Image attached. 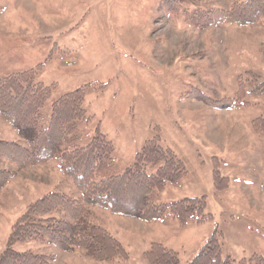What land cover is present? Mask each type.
Masks as SVG:
<instances>
[{
  "label": "rangeland",
  "instance_id": "1",
  "mask_svg": "<svg viewBox=\"0 0 264 264\" xmlns=\"http://www.w3.org/2000/svg\"><path fill=\"white\" fill-rule=\"evenodd\" d=\"M174 1L169 11L161 0H0V74L44 63L37 79L55 85L42 108L46 116L63 94L90 82L106 84L85 96L91 119L80 124L77 143L86 145L98 129L114 146L111 173L121 174L144 141L158 135L187 173L155 202L205 196L213 219L180 227L170 215L142 222L90 207L88 218L122 244L127 260L97 262L81 249L62 252L43 238L15 249L54 255L53 264H145L143 252L159 242L185 264L216 232L224 255L264 258V133L251 128L264 111V96L225 110L193 95L232 98L238 76H264V22L197 27L184 12L229 9L245 0ZM0 140L26 145L1 118ZM215 167L228 179L220 191L213 185ZM0 169L13 174L0 192V253L29 204L55 188L80 196L57 159L18 168L2 157Z\"/></svg>",
  "mask_w": 264,
  "mask_h": 264
},
{
  "label": "trees",
  "instance_id": "2",
  "mask_svg": "<svg viewBox=\"0 0 264 264\" xmlns=\"http://www.w3.org/2000/svg\"><path fill=\"white\" fill-rule=\"evenodd\" d=\"M171 11L174 0H161ZM193 26L235 24L247 26L264 22V0H245L229 9L184 12ZM264 55V46L261 47ZM44 63L23 71L0 74V118L25 141L0 140V159L7 158L18 168L59 161L61 173L70 179L79 197L57 188L29 204L11 227L0 264H53L54 255L15 249L16 245L43 238L62 252L81 249L97 262L125 261L128 253L122 244L101 224L88 218L90 207L142 222L161 220L170 215L180 227L188 223H204L213 219L207 212L205 196L187 197L168 203H156L167 186L177 185L186 175L184 162L158 135L144 141L133 163L121 174H112L115 166L114 146L95 129L90 141L80 146L79 126L91 119L83 107L87 93L102 90L106 84L90 82L56 99L48 116L42 108L55 89L37 79ZM235 95L228 99H212L194 92L196 99L217 109L232 110L248 106V97L264 96V76L247 72L237 78ZM252 130L264 133V111L251 122ZM155 169L154 172L152 170ZM13 174L0 169V192ZM217 191L227 188L228 179L213 170ZM145 264H180L177 251L159 242H151L143 252ZM185 264H264V258L252 254L240 260L222 253L217 233L213 232L197 254Z\"/></svg>",
  "mask_w": 264,
  "mask_h": 264
}]
</instances>
